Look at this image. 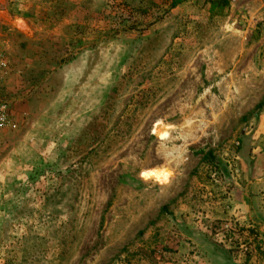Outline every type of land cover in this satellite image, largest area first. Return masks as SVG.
Listing matches in <instances>:
<instances>
[{
  "label": "rangeland",
  "instance_id": "obj_1",
  "mask_svg": "<svg viewBox=\"0 0 264 264\" xmlns=\"http://www.w3.org/2000/svg\"><path fill=\"white\" fill-rule=\"evenodd\" d=\"M0 264H264V0H0Z\"/></svg>",
  "mask_w": 264,
  "mask_h": 264
},
{
  "label": "built area",
  "instance_id": "obj_2",
  "mask_svg": "<svg viewBox=\"0 0 264 264\" xmlns=\"http://www.w3.org/2000/svg\"><path fill=\"white\" fill-rule=\"evenodd\" d=\"M232 2L236 0H230ZM6 63L0 58V134L16 129V121L12 119L9 103L3 94Z\"/></svg>",
  "mask_w": 264,
  "mask_h": 264
},
{
  "label": "trees",
  "instance_id": "obj_3",
  "mask_svg": "<svg viewBox=\"0 0 264 264\" xmlns=\"http://www.w3.org/2000/svg\"><path fill=\"white\" fill-rule=\"evenodd\" d=\"M176 0H174V2H175ZM219 3H220V5H223V4H225L226 3V1H228V0H217Z\"/></svg>",
  "mask_w": 264,
  "mask_h": 264
}]
</instances>
